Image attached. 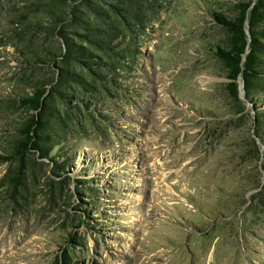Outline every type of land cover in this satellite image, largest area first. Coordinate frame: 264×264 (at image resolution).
I'll return each mask as SVG.
<instances>
[{"label":"rangeland","instance_id":"1","mask_svg":"<svg viewBox=\"0 0 264 264\" xmlns=\"http://www.w3.org/2000/svg\"><path fill=\"white\" fill-rule=\"evenodd\" d=\"M63 1L0 0V264H264V146L216 54L228 33L213 12L239 0H84L143 12L137 59L52 110L70 164L30 155L8 182L32 112L20 96L59 48L39 11ZM255 104L264 114V92Z\"/></svg>","mask_w":264,"mask_h":264},{"label":"trees","instance_id":"2","mask_svg":"<svg viewBox=\"0 0 264 264\" xmlns=\"http://www.w3.org/2000/svg\"><path fill=\"white\" fill-rule=\"evenodd\" d=\"M150 4L153 7L152 1ZM39 12L47 16L59 48L49 51L52 73L32 85L31 94L20 96L21 105L32 112L21 124L14 150L7 158L16 162L7 175L11 183L19 179L17 169L30 155L52 159L58 168L70 164L56 159L66 154L60 146L59 133L66 132L63 124L67 123V117L59 118L52 110L58 111L57 105L62 104L67 115L69 104L78 107V101H86L90 86L99 88L104 81H116L115 76L132 69L137 59L135 51L148 31L144 23L146 16L130 3L121 6L112 2L104 9L89 1L73 6L65 0L63 4L51 2ZM36 17L34 14L29 21L39 24ZM213 17L228 33L222 44L217 45L216 53L229 79L228 90L239 100V83L243 82L244 98L255 110L254 136L264 146V114L257 111L255 104V97L264 92V0H239L230 12L215 10ZM71 122V129L77 131L76 123ZM57 146L58 153L54 152ZM257 149L260 152L261 148Z\"/></svg>","mask_w":264,"mask_h":264},{"label":"water","instance_id":"3","mask_svg":"<svg viewBox=\"0 0 264 264\" xmlns=\"http://www.w3.org/2000/svg\"><path fill=\"white\" fill-rule=\"evenodd\" d=\"M241 85H242V86L244 85L243 82H241Z\"/></svg>","mask_w":264,"mask_h":264}]
</instances>
